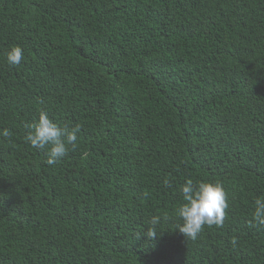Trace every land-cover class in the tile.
I'll return each mask as SVG.
<instances>
[{"label": "trees", "instance_id": "trees-1", "mask_svg": "<svg viewBox=\"0 0 264 264\" xmlns=\"http://www.w3.org/2000/svg\"><path fill=\"white\" fill-rule=\"evenodd\" d=\"M40 110L80 125L55 165ZM3 129L0 264H264V0H0ZM188 178L229 202L196 239Z\"/></svg>", "mask_w": 264, "mask_h": 264}, {"label": "clouds", "instance_id": "clouds-1", "mask_svg": "<svg viewBox=\"0 0 264 264\" xmlns=\"http://www.w3.org/2000/svg\"><path fill=\"white\" fill-rule=\"evenodd\" d=\"M23 49L20 46H13L6 54V61L9 65L19 66L23 59ZM29 131L25 136V141L30 143L33 148L46 150L47 163L55 165L64 158L70 149L77 146L80 125L72 128L60 126L52 120L47 111L40 110L38 119L27 125ZM0 136L9 138V129L0 130ZM165 186H170V181L165 179ZM184 203L177 208L176 215L183 221L177 228L185 237L196 239L204 226L212 225L223 226L226 209L229 208L228 195L219 181H200L195 182L188 178L179 189ZM255 210L253 218L260 225H264V198L255 200ZM167 219V214H164ZM162 217L153 216L147 229V235L155 239V227L160 224Z\"/></svg>", "mask_w": 264, "mask_h": 264}]
</instances>
